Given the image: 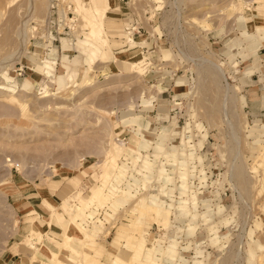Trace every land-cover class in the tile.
I'll use <instances>...</instances> for the list:
<instances>
[{
  "label": "rangeland",
  "instance_id": "rangeland-1",
  "mask_svg": "<svg viewBox=\"0 0 264 264\" xmlns=\"http://www.w3.org/2000/svg\"><path fill=\"white\" fill-rule=\"evenodd\" d=\"M0 3V264H264V0Z\"/></svg>",
  "mask_w": 264,
  "mask_h": 264
},
{
  "label": "bare ground",
  "instance_id": "bare-ground-1",
  "mask_svg": "<svg viewBox=\"0 0 264 264\" xmlns=\"http://www.w3.org/2000/svg\"><path fill=\"white\" fill-rule=\"evenodd\" d=\"M75 1H77V3L82 7V2H83V0H75ZM91 1V0H90ZM106 6H103V7H101V8H92L93 10H89L90 9V7H89V9H86V7H82V9L84 8V10H81L80 8H78V10L80 9V12L81 11H83L82 13H80V16H81V14H83L82 15V17L84 16L85 18H86V22L88 21V23H89V25H91V27H90V30H91V28H92V34H94L96 37H99L102 41H103V43H104V38L102 37V31H103V28H104V19H105V17H106V14H107V7L110 5V3H109V0H101ZM2 3H0V5H1ZM79 6V7H80ZM83 6H84V4H83ZM2 7H3V5H2ZM10 19L12 20V17L10 16ZM10 21V20H9ZM89 30V31H90ZM91 32V31H90ZM9 36V35H8ZM7 36V37H8ZM6 37V38H7ZM9 38H7V40H8ZM95 47V46H94ZM9 87V86H8ZM118 171H120V169L118 170ZM122 172V171H121ZM122 176H124V174H123V172H122ZM120 173H117L116 174V176H115V182H116V184L118 185L119 183H120ZM116 185V186H117ZM115 185L113 186V187H116ZM91 196L93 197V198H95V199H98L99 197H101V196H103V192H102V189L100 188V187H98V188H95L94 189V191L91 193ZM101 199H102V197H101ZM152 201V200H151ZM154 201H155V199H154ZM148 202V201H147ZM139 203V202H138ZM149 203V202H148ZM148 205H150V203L148 204ZM153 210L152 211H154L155 213H156V215H159L160 214V206H158V205H156V204H154V205H152V206H150ZM145 208H146V206H145ZM148 210V209H147ZM162 210V209H161ZM163 212V211H162ZM59 220V219H58ZM75 224V223H74ZM78 225V224H77ZM77 227V226H76ZM78 232H77V235L76 236H71V235H64V237L62 238V240H61V242L59 243V244H61V247L63 248V249H65V250H67V249H69V248H71V247H73L72 246V243H74L73 241H74V239L75 238H80V237H82V234H83V229L78 225ZM35 234L37 233V232H34ZM71 245V246H70ZM72 249V248H71ZM75 252V251H74ZM168 253H169V250H168ZM53 257H55L56 258V264H60L61 262H62V260L57 256V253L56 252H54L53 253ZM169 255H170V253H169ZM43 263V262H42ZM41 263V264H42Z\"/></svg>",
  "mask_w": 264,
  "mask_h": 264
}]
</instances>
